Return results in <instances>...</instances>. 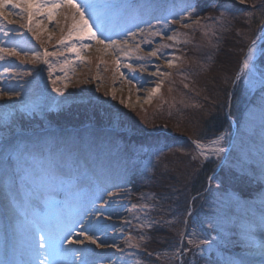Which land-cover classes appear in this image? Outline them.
I'll use <instances>...</instances> for the list:
<instances>
[{"label": "rangeland", "instance_id": "rangeland-1", "mask_svg": "<svg viewBox=\"0 0 264 264\" xmlns=\"http://www.w3.org/2000/svg\"><path fill=\"white\" fill-rule=\"evenodd\" d=\"M106 2L111 6L108 13L110 32L106 37L110 35L117 42L119 47L116 50H102L95 41H80L75 36L61 44L60 39L71 23L70 20L64 21L65 13L70 12L67 8H59L51 21L43 15L48 9H43L33 17V32L22 26L27 23V14L19 8L13 9L9 5L4 11L11 15L6 19L0 18V48L19 53L9 55L7 51L0 52L3 57L0 59V126L12 121L37 120L33 129L27 132L16 128L9 138H0V264H40V260L46 257L55 264H81L83 260L88 264H139L141 255L138 250L142 242L131 237L132 231L141 233L144 230L141 225L154 220L150 221L149 212L157 213L164 209L159 202L154 204L155 199L158 200L154 194L121 184L125 181L122 179L123 170L135 167L142 176H146L154 172L163 157L193 156L196 151L192 141L188 142L191 146L188 148L187 145L177 143L168 146L163 141L154 140L151 125L164 115L182 116L180 111L183 108L194 107L193 102L187 100V95L181 94L187 83H193L192 74L197 71L194 69L197 64L193 65L194 58L212 61L221 43L223 35L220 34L231 22V15L226 12L227 20L222 25L215 23L205 18L218 17L223 10L213 16L199 15L197 10L193 12L189 7L193 0ZM197 19L199 24L194 23ZM184 24L188 27L185 28ZM118 32L122 34L117 35ZM37 36L38 39L35 38ZM169 36L175 39H167ZM240 37L247 38V32L241 33ZM125 40L127 43H123ZM252 40L256 41L252 62L255 67L250 72L246 70L247 75L241 73L240 78L234 80V85V78L229 79L232 93L238 91L236 86L240 79L243 81L240 90L242 108L250 101L257 85L261 84L258 58L264 53V25L256 31L249 44ZM81 44L92 47L79 54L69 51L73 46L79 49ZM189 49L196 56H192ZM45 50L48 56L44 55ZM154 50L156 54L150 55ZM246 52L247 49L237 73ZM183 71L189 75L188 80L182 76ZM54 88L59 91H54ZM153 89L157 90L154 92ZM84 107L108 109L112 113L113 126L99 128L91 123H83L79 127L59 126L49 122L48 114L63 115ZM261 120L258 109H250L246 113L242 140L252 139L250 131ZM229 123L234 129L235 124L231 120ZM262 126L264 128V124ZM114 128H120V131L116 132ZM130 128L144 141L130 148L133 158L122 155L118 159L115 153L120 152L119 143ZM221 134V146L226 149V157L234 130L231 134L220 133L203 143L208 144ZM94 148L98 149V154L94 155L99 168L96 181L93 180L96 176L93 177L90 168L82 162L83 156ZM263 149L264 145L257 148L250 155L251 160L255 152ZM17 155L35 158L31 172L17 168ZM107 155L111 156L112 162L105 163L103 160L106 158L97 160ZM209 159L219 162L218 165L222 162L215 156ZM192 160L196 167L187 168L180 174L186 185L196 179V173L207 161ZM89 162L94 163L92 157ZM50 166L57 169V177L39 179ZM262 181L263 188L251 199L249 213L241 222L238 242L232 243L236 245V252L224 251L233 247L226 241L227 233L224 237L213 235L209 241L197 236L199 233H191L188 239H183L180 234L176 247L183 254L179 258L173 255L171 264H194L193 257L223 264H264V179ZM184 193L188 200L182 215L186 210L188 215L193 209V199L201 194L190 198L188 190L182 191ZM223 198V207L233 203L227 195ZM176 221H179L178 217ZM81 223L86 225L85 229L79 227ZM182 225L178 227L182 226L180 233L185 236L191 226L186 221ZM214 227L220 230L223 226L217 222ZM82 230L88 234L94 232L98 242L109 246L97 247L87 240L84 244L69 242L84 240V237L76 235ZM41 235L44 241H41ZM189 239L194 243L189 244ZM184 240L189 247L183 246ZM200 240L207 243L196 247ZM41 242L46 244L43 249L39 247ZM137 243L139 247L127 246Z\"/></svg>", "mask_w": 264, "mask_h": 264}, {"label": "trees", "instance_id": "trees-1", "mask_svg": "<svg viewBox=\"0 0 264 264\" xmlns=\"http://www.w3.org/2000/svg\"><path fill=\"white\" fill-rule=\"evenodd\" d=\"M256 3V15L249 18L244 15L246 11L250 10L249 6L238 4L237 0H193L192 6H194L195 11L199 12V15L213 16L219 10H223L231 15V22L226 30L224 28V31H222L224 34H220L223 35L221 43L218 44L212 61L205 62L204 60H198L197 57L194 58L193 65L197 64L194 65V69L197 71L192 74L193 83H187L186 90L182 89L181 91L182 95H185V97L187 95V100L193 102L194 107L183 108L180 111L182 116L164 115L159 121H155L151 125V130L154 131L153 138L154 140L163 141L168 146L177 145L178 143L191 148L188 143L190 141L205 142L223 132L231 134L233 128L225 116L228 106V115L231 116L230 120L235 124L234 137L225 159L219 165V162L208 159L196 173V179L187 185L182 182L180 174L183 170L196 166L192 156L186 154L170 156L168 159L163 157L160 159L162 161H158L156 164L154 172L146 174V176H142L139 171H136L135 167H126L123 170L122 179L125 181L121 184L126 183L129 188L136 191L141 190L142 192L154 194L158 198V200L155 199L156 203L154 204L159 202L158 204H161L164 209V211L157 213L149 212L150 221L151 219L155 221V223L149 221L151 227H143L144 230L141 233L137 231L135 234L132 231V238L139 240L141 236L144 237L138 250L139 255H141L139 264H171L184 221L187 225L190 224L191 227L189 232L186 231L183 239H188L191 233H199L197 236L209 241L213 235L224 237L227 233L225 238L229 245L238 242L237 234L240 233L241 222L245 220L249 213L251 199L255 198L263 188L259 163L264 149L253 154L255 156L254 161L251 160L250 155L257 148L264 145V135H262L264 131L262 126L264 124V91L261 89V84L257 85L250 101L242 108L240 90L243 81L240 79L237 83L236 89L237 87L239 89L236 92L232 93L229 87V79L234 78L233 82L236 79L241 59L250 40L254 37L256 31L264 25L261 24V19H264V16L260 15V0H256ZM244 31L247 32V38L242 39L240 34H243ZM239 32L240 34H238ZM190 54L196 56V53L192 51ZM258 59V68L261 74L264 73V53ZM193 65L191 68H193ZM181 73L182 76L185 75V79L189 76L185 74V71ZM250 109L260 111L261 124H256L255 128L250 131L252 139L245 138L242 140L243 122L246 113H249ZM110 114L112 115L108 109L84 107L68 114H48V116H50V123L59 126L72 125L79 127L83 123H91L93 126L100 128L113 124ZM36 122L37 120L30 119L3 124L0 126V138H9L10 133L16 128L27 132L33 129ZM41 123L43 124V122ZM114 129L116 132L120 131V128ZM135 133L136 131L130 128L129 133L123 136L122 142L119 143L120 152L115 153L116 158L121 159L122 155L130 159L133 158L130 148L144 141ZM116 135L120 134L117 133ZM102 143L105 144V141ZM97 154L98 149L94 148L93 151L82 158V162L90 168L91 175L96 176V178H93L94 181L97 180L98 174L96 172L99 170L94 156ZM90 157H92L94 163L89 162ZM103 158H106L103 160L105 163L112 162L110 155L101 156L97 160L102 161ZM163 160H167V162L165 163ZM170 160L172 162H168ZM240 173L241 176H239ZM211 176L214 179L210 180ZM185 190L189 191L188 197L190 198L201 194L193 199V209L188 215H186L187 210L182 215L186 200H188L186 194H182V191ZM209 193L211 194L209 195ZM224 195H227L233 201L229 207H226V205L223 207L221 204L225 199L223 198ZM182 216L185 218L184 220ZM177 217L179 221H176ZM162 221L166 223L164 224ZM217 222H220L223 226L220 227V230L214 227ZM180 225L182 226L178 227ZM183 246L189 247L186 242ZM232 246L231 250L224 249V251L229 253L236 251V245L232 244ZM193 263L223 264L220 261L197 257H193Z\"/></svg>", "mask_w": 264, "mask_h": 264}, {"label": "snow or ice", "instance_id": "snow-or-ice-1", "mask_svg": "<svg viewBox=\"0 0 264 264\" xmlns=\"http://www.w3.org/2000/svg\"><path fill=\"white\" fill-rule=\"evenodd\" d=\"M237 3L240 5H248L249 9L244 13L246 17H253L256 15V9H257V3L256 0H237ZM11 5L13 9H21L22 11L26 12L27 14V23L25 25H22L27 28L28 32H33L32 22L33 17L37 15L38 13H41L43 9L47 8L48 10L43 13L44 16H46L49 21H51L52 17L56 14L57 10L61 7L67 8L70 10V12H66L64 15V21L67 23L69 20L71 23L68 24L67 32L64 36L61 37L60 43L63 44L65 39H70L71 37L75 36L78 40H88V41H95L96 44L100 45L102 50H107L109 48H112L116 50L119 46L117 45V42L115 40L111 39V36L106 37V33L110 32V27L108 25V13L110 10V5L106 2V0H0V18H7L8 15H11V13H7L4 10ZM190 8L193 9V12L195 11L194 6L189 5ZM260 15L264 16V0H260ZM191 16V13H189V18ZM181 19H184V17H181ZM205 19H211L215 23H220L222 25V22L227 20V13L226 11H221L218 17H206ZM38 23H42V21H39ZM194 23L199 24L200 21L197 19L194 21ZM261 24H264V19H261ZM185 28L188 27L187 24L183 25ZM46 27V25H45ZM2 30V29H0ZM226 30V29H225ZM63 31V29H62ZM117 35H121L122 32L116 33ZM131 36H135V33H128ZM156 35H159V33H155ZM35 38H39L38 36ZM107 39V42H106ZM169 40L175 39L173 36L167 37ZM150 42V41H149ZM123 43H127V41H123ZM256 41L252 40L247 48V52L245 55V58L242 61L240 72L237 73L236 79L240 78L241 73H245L247 75L246 70L250 72L254 67V63H252L255 59V49ZM92 45L90 44H81L79 49H76L75 46L69 49V51H77V54H79L80 51H84L88 48H91ZM7 51V54L9 55H18L15 50L12 49H2L0 48V52ZM54 55V53H52ZM155 50L150 53V55H155ZM25 55H27L25 53ZM45 56H48L49 53L47 50L44 52ZM0 59H3L2 56H0ZM169 65L171 66V62H169ZM260 81H261V89L264 91V73L260 74ZM187 87V85H185ZM157 89H153L155 92ZM54 91H59V89H55ZM228 119H231V116L229 115ZM223 139V134L218 136L216 139L211 140L208 142V144H205L199 140H193L192 143L195 145V153L192 156V159H200L201 162L204 160H208L210 157L215 156L218 160L223 161L225 159L224 153L226 152V149L221 146V140ZM171 151V149H169ZM177 151H182V149H177ZM159 160V157H157ZM35 158L28 156V155H17L16 156V166L18 169L25 171L26 173H29L33 170V162ZM260 168V176L261 179H264V152L261 153V159L259 163ZM57 177V169L55 166H50L47 170L43 172V175L39 177V179H55ZM214 179L212 177L209 178ZM111 195V193H109ZM155 223V221H153ZM151 227V224L147 225H141V227ZM81 229H85L86 225L84 223H81L79 225ZM99 230V229H97ZM77 236L84 237V240H70L71 243H78V244H84V241L87 240L91 244H95L97 247H108L109 245L104 244L103 242H98L97 237L95 236V233L88 234L87 231L82 230L79 233L76 234ZM184 233H181V237L183 238ZM44 236L41 235V241H44ZM144 237L141 236V240H143ZM63 240V238H61ZM189 244H193L194 241L192 239H189ZM207 243L204 240H200L198 244H196V247H199L202 244ZM128 247H139V244H129ZM39 247L41 249L46 247V244L41 242L39 244ZM79 251V250H77ZM184 251H187V249H184ZM183 252H181L180 249H177L175 253H173L174 256L179 258L180 255H182ZM40 264H55V262H50L47 260V257L45 259L40 260ZM69 264H75V262H69ZM81 264H88L86 260L81 261Z\"/></svg>", "mask_w": 264, "mask_h": 264}, {"label": "water", "instance_id": "water-1", "mask_svg": "<svg viewBox=\"0 0 264 264\" xmlns=\"http://www.w3.org/2000/svg\"><path fill=\"white\" fill-rule=\"evenodd\" d=\"M235 84V81L233 82V85ZM228 109H229V106H228V108H227V112L225 113V116L227 117V119H228ZM229 120V119H228ZM228 149H229V147L227 148V151H228Z\"/></svg>", "mask_w": 264, "mask_h": 264}, {"label": "bare ground", "instance_id": "bare-ground-1", "mask_svg": "<svg viewBox=\"0 0 264 264\" xmlns=\"http://www.w3.org/2000/svg\"><path fill=\"white\" fill-rule=\"evenodd\" d=\"M262 34H263V33H262ZM262 34H261V35H262Z\"/></svg>", "mask_w": 264, "mask_h": 264}]
</instances>
